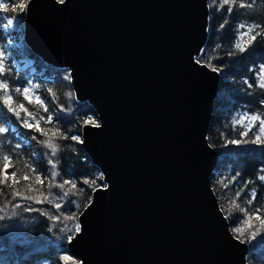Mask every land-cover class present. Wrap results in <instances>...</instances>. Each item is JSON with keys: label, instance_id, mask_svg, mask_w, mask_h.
I'll return each instance as SVG.
<instances>
[{"label": "water", "instance_id": "1", "mask_svg": "<svg viewBox=\"0 0 264 264\" xmlns=\"http://www.w3.org/2000/svg\"><path fill=\"white\" fill-rule=\"evenodd\" d=\"M208 0H31L23 40L96 112L81 146L104 176L66 250L77 264H248L210 178L220 73L194 63ZM107 187H104V186Z\"/></svg>", "mask_w": 264, "mask_h": 264}, {"label": "trees", "instance_id": "2", "mask_svg": "<svg viewBox=\"0 0 264 264\" xmlns=\"http://www.w3.org/2000/svg\"><path fill=\"white\" fill-rule=\"evenodd\" d=\"M228 7L229 5H224L221 8L220 0L215 3L208 0V36L204 51L198 56L201 62L207 65L210 63L220 73L208 130V141L219 153L210 182L221 208L227 209L229 205L226 201L237 199L236 192L243 189L237 202L251 211L264 204V181L259 179V176L264 175V144H233L230 141H251L254 139L253 133L257 132L259 127L257 123L248 136H241L240 133L245 128L234 124V118L245 113L249 116L260 113L264 117V105L261 104L264 100V89L258 86L260 69L264 66V35L257 36L243 52L234 45L241 43L244 46L250 39L252 34L242 38L240 35L247 32V26L261 25L256 31L264 32V0H255L252 8L233 5L231 13L228 12ZM17 14L20 17L17 24L20 30L23 27L24 12L20 13L17 9L14 13L11 4L6 12L0 10V48L8 45L9 41L13 40L15 43L6 52L9 57L7 63L12 66L6 78L9 79L11 87L27 86L31 83L37 88L36 94L45 100L48 112L23 101L22 96L18 99L25 103L29 111L37 112L45 119L52 115V122H41L40 127L48 136H51L53 131H59L60 135L54 138V142L60 148L55 156L51 155V150L42 143L48 137L35 131V126L32 129L25 127L22 123L23 113L17 118L8 112L6 106L0 104V123H3L2 118L6 116L8 123L4 126L9 128V131L0 135V149L12 157L16 167L23 169L24 163L27 162L46 178L43 185L35 184L38 191L29 192L26 187L29 182L23 180L16 186V190L24 196L30 195L38 199L43 198V193L49 196L51 201L37 204L21 197L13 199L12 189L3 188V194L0 195V209L3 211H0V216L5 218L0 220V264H64L62 257L65 255L76 261L66 250V237L75 233L78 215L89 203L93 188L103 185V181L98 179L101 174L98 167L92 164L81 143L71 139V136L76 135L81 140L84 121L89 118L97 121V115L87 102L75 99L69 83L68 69L53 67L42 61L30 51L24 41L19 42V30L17 34L5 31L6 18ZM240 24H245L246 27L238 30ZM221 25L224 27L221 28ZM26 60L30 61L29 65L15 67L16 62ZM245 80L248 81L247 84ZM247 123L245 121V124ZM49 160L56 165L55 169L49 164ZM2 167L0 161V169ZM12 170L8 169L9 172ZM53 170L58 173L54 185L67 180L75 181L77 187L73 189L70 183L65 184L64 188L49 187L48 185L53 183ZM85 179L95 180V184H84ZM253 189L256 190L257 197L248 205L246 201ZM65 192L69 193L67 197H64ZM6 202H10L7 208ZM56 203L61 205L59 209L54 206ZM17 204L20 207H14ZM25 208L33 210L25 211ZM42 212L45 214H41ZM232 213L234 218L228 220L230 229L240 226L243 218L239 209H234ZM69 216H75L76 219H65ZM52 217L57 219L53 220ZM253 224L257 228L260 226L255 220ZM233 234L236 235L234 232ZM243 239H247V233ZM247 243L248 264H264V245L258 244L257 241Z\"/></svg>", "mask_w": 264, "mask_h": 264}, {"label": "snow or ice", "instance_id": "3", "mask_svg": "<svg viewBox=\"0 0 264 264\" xmlns=\"http://www.w3.org/2000/svg\"><path fill=\"white\" fill-rule=\"evenodd\" d=\"M31 0H0V10H4L5 12L8 10L9 5L12 6V11L14 13L17 12V9L20 13L26 12L28 9V5L30 4ZM58 3L63 4L65 3V0H57ZM216 0H213V3H215ZM255 0H251V2H247V0H220V7L222 8L224 5H229L228 12L231 13L233 11V5H237L240 8H252L254 6ZM19 15L11 16L7 19V25L6 30L9 28H14L19 20ZM221 28L224 27V25L220 26ZM245 24H240L238 26V30L241 28H245ZM261 25H251L247 26V32L241 33V38L245 35L252 34L250 36V39L246 41L245 45L242 46L241 43H236L234 46L236 49H238L240 52L245 51L247 45H251L253 41L256 40L257 36L264 35V32H257L256 29L260 28ZM254 33V34H253ZM13 46L11 42L9 45H6L3 48H0V104L7 107L8 112L13 113L17 118L21 117V114L23 113L24 119L22 120V123L25 127L32 129L34 126V130L41 133V135L47 136L48 138L45 141H42V143L51 150V155L55 156L57 154V151L59 150L60 146L54 142V138L59 136V131H53L51 136H48V133L40 127L41 122L50 124L52 122V115H48L47 119H45L44 116H39L37 112L29 111L27 107H25V103L23 101H26L28 104H34L38 107V109H43L44 112H48L49 109L45 103V100L42 99L39 95L36 94L37 88L29 83L27 86H16L11 87L9 83V79L6 78V74L11 72L12 66L7 63L9 57L6 55V52L8 51V48ZM201 54L203 53V49L200 50ZM194 63L200 64L201 61L199 58L194 60ZM211 67V70L213 72L218 71L217 68L209 65ZM245 83L247 84L248 81L245 80ZM258 86L262 89H264V66H261L260 69V80ZM249 87L251 85L249 84ZM22 96L23 101H20L18 97ZM261 104L264 105V100L261 101ZM3 123H0V135L6 133L9 131L8 127H5L4 125L8 123L7 117H3ZM245 121L248 123L245 124ZM234 124H239L244 126L245 130L240 133L241 136H248V133L252 131V128L258 123V131L253 133L254 139L251 141H241V140H232L230 141L233 144H240V143H253V144H264V117L260 113L253 114L251 116L247 115L245 113L244 115L234 118L233 121ZM85 125H91L93 127L99 128L101 125L95 121L92 118H89L84 121ZM67 138V137H62ZM33 139H36V137H33ZM72 140L81 142L78 136L73 135L71 136ZM19 147V144L17 145ZM0 161H2L3 167L0 169V195L3 194V188H9L12 189L11 195L13 199L16 197H21L22 199L27 200H33L35 203H43L45 201L51 203L49 200V196L43 195L41 193L42 199L35 198L33 196H24V194L18 190H16V186L20 184L21 180L29 182L26 187L28 188L29 192L32 191H38V189L35 188V184L43 185L45 182L44 177H42L37 170L32 167L29 163H24L23 169L18 168L15 166V163L12 160V157L8 154H4L3 150L0 149ZM49 164L52 165L53 169H55L56 165L53 163V161L49 160ZM13 169L11 172L8 171V169ZM24 169H27V171H24ZM264 171V170H262ZM34 174V175H33ZM58 173L53 170L51 172V177L53 183H50L48 186H56L59 188H64L65 184H71V187L75 189L77 187L75 181H67L65 180L63 183L54 185L55 178L57 177ZM98 179L103 180L104 176L101 173L98 177ZM235 179V178H233ZM259 179L264 181V175L259 176ZM34 181V183H33ZM84 184H95V180L89 181L88 179H85L83 181ZM104 187H107L106 185ZM95 190V189H94ZM83 191V189H81ZM243 189H241V192ZM241 192H236L237 199L240 197ZM68 192L64 193V197L68 196ZM250 198L246 201L248 205H251L254 200H256L257 193L256 190L253 189L251 193L249 194ZM237 199H233L230 201V209L228 210L229 214L224 217L225 220L233 219L231 215V209H239L241 213H243V218L241 220L240 226L232 228V232H234L236 235L234 236V239L238 240L240 243H247L250 241H257L258 244L264 245V204H261L259 207H256L249 211V209L241 207L240 204L237 202ZM10 202L5 203V208H7V205ZM91 203V200L89 201ZM56 208H60L61 205L59 203H56L54 205ZM14 207L18 208L20 205H14ZM33 209L25 208V211H31ZM0 211H3V209H0ZM221 211H225V209L221 208ZM41 214H45L42 212ZM15 215V213H13ZM5 217L0 216V220H3ZM53 220L57 219V217H52ZM65 219L74 220L76 219L75 216H69L65 217ZM253 220H256L259 222V227L257 228L253 224ZM52 229L50 228L49 231ZM61 231H64V229H61ZM74 232L76 234L81 232V225L79 223L75 224ZM247 233V239H243ZM74 235H68L66 239L69 243H71L74 239ZM62 260L64 264H77V261H75L72 257L65 255L62 257Z\"/></svg>", "mask_w": 264, "mask_h": 264}, {"label": "rangeland", "instance_id": "4", "mask_svg": "<svg viewBox=\"0 0 264 264\" xmlns=\"http://www.w3.org/2000/svg\"><path fill=\"white\" fill-rule=\"evenodd\" d=\"M16 27V26H15ZM11 42V44L12 45H14L15 43L13 42V40L12 41H10ZM9 42V43H10ZM8 43V42H7ZM8 43V44H9ZM69 83H70V76H69ZM70 87H71V84H70ZM212 146V145H211ZM213 147V146H212ZM216 165H217V163H216ZM101 186V185H100ZM96 187H98V186H96ZM96 187H94L93 188V190L96 188ZM92 195V194H91ZM91 199V198H90ZM226 203H227V205H229L228 207H227V209H225V208H223V209H225V211H224V213H225V215H228L229 214V212H228V210L230 209V202L229 201H226ZM234 209H231V213H232V211H233ZM233 214V213H232ZM256 221V220H255Z\"/></svg>", "mask_w": 264, "mask_h": 264}, {"label": "bare ground", "instance_id": "5", "mask_svg": "<svg viewBox=\"0 0 264 264\" xmlns=\"http://www.w3.org/2000/svg\"><path fill=\"white\" fill-rule=\"evenodd\" d=\"M86 153V152H85ZM77 260V259H76Z\"/></svg>", "mask_w": 264, "mask_h": 264}]
</instances>
